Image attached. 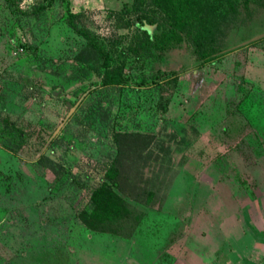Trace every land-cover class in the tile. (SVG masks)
Wrapping results in <instances>:
<instances>
[{"label": "rangeland", "instance_id": "1", "mask_svg": "<svg viewBox=\"0 0 264 264\" xmlns=\"http://www.w3.org/2000/svg\"><path fill=\"white\" fill-rule=\"evenodd\" d=\"M250 7L205 61L188 36L160 48L148 0H0V264H264V5ZM104 56L119 84L100 83ZM113 131L143 135L122 172L158 190L127 199L143 212L128 237L77 217Z\"/></svg>", "mask_w": 264, "mask_h": 264}, {"label": "trees", "instance_id": "2", "mask_svg": "<svg viewBox=\"0 0 264 264\" xmlns=\"http://www.w3.org/2000/svg\"><path fill=\"white\" fill-rule=\"evenodd\" d=\"M252 3L263 6L264 0H148V4L155 5L158 16L164 22V25L160 23L158 30L155 31L160 48L169 44L171 47L180 45L184 36H188L193 42L196 60L205 61L211 60L217 53L225 50L219 40L222 38L223 30H228V26L237 22H245L246 17L251 14ZM44 7L42 4L33 5L31 9L38 11ZM66 12L67 23L86 39L87 50L91 47L93 51H101L100 46L93 42L88 33L77 27L74 21L75 14L68 9ZM140 17L141 14L136 16L139 22ZM82 55L78 53L77 60L84 62ZM122 80L120 68L112 66L104 56L100 83L119 84ZM3 124L6 131L10 132L9 128H14V125L10 126L7 118L3 119ZM15 135L18 137L17 146L26 141V134L17 131ZM139 136L143 135L122 131L111 133L116 148L115 154L104 170L103 179L90 189L88 207L82 208L77 214L87 228L125 237L131 236L143 212L127 199L143 204L150 203L154 192H158L148 189L144 192L136 190V185L125 179L122 172L121 157L127 152L129 144L137 143ZM142 188L144 187L139 186V189Z\"/></svg>", "mask_w": 264, "mask_h": 264}]
</instances>
